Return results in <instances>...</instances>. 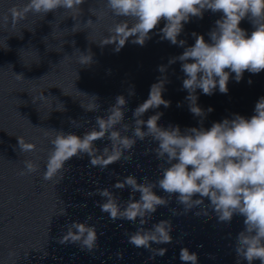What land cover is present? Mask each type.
<instances>
[{
  "label": "water",
  "instance_id": "1",
  "mask_svg": "<svg viewBox=\"0 0 264 264\" xmlns=\"http://www.w3.org/2000/svg\"><path fill=\"white\" fill-rule=\"evenodd\" d=\"M27 2L0 0V264H183L179 259L182 247L198 254V264H236L235 237L243 229L240 216H234L230 224L218 222L211 210L208 216L194 215L198 209L173 216L170 209L183 211L173 196L169 206L159 207L144 225L151 228L161 219L172 223L173 241L152 244L153 248H166L167 252L151 258L149 250L128 242L127 234L135 232L138 223L119 219L113 222L107 213L101 212L97 202L103 198L95 194L97 188H109L121 201H126L129 190L113 187L118 178L134 175L138 181L144 177L154 181L160 176L162 161L152 151L156 143L151 137L137 140L129 162L120 161L101 171L91 166L90 158L84 155L66 162L60 182L44 181L42 177L52 148L50 140L55 136L53 130L82 136L95 126L97 115H106L105 110L117 95L128 100L125 123L131 124L132 111L148 98L151 85L166 75L163 98L171 102L170 106L150 109L143 118L161 112L158 123L162 126L179 125L183 131L200 127L202 121L207 129L213 122L233 118V114L246 118L254 115L257 101L264 97V71L259 74L245 71L240 82L235 81L232 73L227 94L220 93L218 87L211 96L197 89V104L206 115L196 117L189 110L188 93L182 88L185 76L181 63L168 66L165 74L158 71V66L168 65L171 57L182 54V47L154 34L144 46L129 41L119 53L113 51L114 45L101 49L98 43L108 35L107 28L113 20L105 15L97 22L89 8L96 9L99 15L105 11V0H85L80 14L62 8L44 17L29 13L13 28L8 10ZM5 15H9L7 28L3 25ZM220 17L221 13L213 14L210 10L203 19L192 17L178 39L191 46L195 43L192 33H197L209 41L207 34ZM88 19L93 20L92 27L85 24ZM75 24L80 31L73 33ZM163 24L162 21L154 31L158 32ZM240 27L249 34L254 30L248 19L241 21ZM88 48L94 53L95 62L81 66L76 61L79 52L75 49L83 52ZM130 88L134 90L132 96L128 95ZM42 92L48 97L45 101L40 99ZM91 95L99 97L98 112H86L81 107L92 102ZM208 108L213 111L207 112ZM73 120L81 126L76 127L71 123ZM126 134L131 136V130ZM17 137L34 144L36 151L21 153ZM106 143L95 142L100 148ZM25 160L39 163V171L19 175ZM156 191L158 195H166L159 189ZM86 220L95 226L98 236V246L92 252L82 249L79 243H61L68 225ZM240 264L247 262L241 260Z\"/></svg>",
  "mask_w": 264,
  "mask_h": 264
},
{
  "label": "clouds",
  "instance_id": "2",
  "mask_svg": "<svg viewBox=\"0 0 264 264\" xmlns=\"http://www.w3.org/2000/svg\"><path fill=\"white\" fill-rule=\"evenodd\" d=\"M84 3L85 0H28L22 7H11L8 13L14 28L29 13L44 17L62 8L80 14V6ZM103 8L105 11L99 15L96 9L89 8L97 22L105 15L113 20L107 28L108 35L98 43L101 49L114 45L113 51L119 53L129 41L144 46L154 34L184 49L179 56L171 57L168 65L158 66V71L165 74L168 66L177 61L181 63L185 76L182 88L188 93L189 110L196 117L206 115L197 104V89L211 96L218 87L220 93L227 94L232 73L235 74V81L240 82L245 71L252 74L264 71V0H105ZM209 10L213 14L221 13L207 34L209 41L203 35L192 33L195 43L186 46L185 40L178 39L184 25L192 17L203 19L204 13ZM9 15L3 18L5 28L9 25ZM72 18L77 20L76 16ZM245 19L254 29L250 34L240 27ZM162 21L163 27L155 32ZM85 24L92 27L94 22L88 19ZM73 29V33L80 31L76 24ZM75 50L79 52L76 61L81 66H91L95 62L91 48L83 52ZM167 82V76L162 75L158 82L151 85L148 98L132 111L131 124L125 123L128 100L124 95H117L115 102L105 110L106 115H97L95 126L82 136L53 130L55 136L50 140L52 148L43 180L60 182L66 171V162L73 157L87 155L91 166L99 167L101 171L120 161L129 162L137 140L151 137L156 143L152 151L162 161L159 164L160 176L154 181L148 177L138 181L134 175H127L123 180L118 178L113 187L129 190L126 201H121L109 188H97L95 194L103 198L102 202H97L101 212L107 213L113 222L119 219L138 223L137 230L127 234L128 242L136 248L149 250L151 258L167 252L166 248H153L152 244L173 241L172 223L161 219L151 228L144 225L159 207H168L173 196L183 208L182 212L170 209L173 216L185 215L193 209H198L194 212L196 216H208L211 210L217 221L225 224H230L234 216H240L243 218V229L235 237L236 264H240L241 260L247 264L256 261L264 264V97L257 101L254 115L250 118L233 114L231 119L213 122L210 128H204L201 121L200 127L182 131L179 125H160L161 112L146 120L143 118L150 109L170 106L171 102L163 98ZM128 95H134L133 88L129 89ZM90 97L92 102L81 107L86 112H98L101 108L99 97ZM40 99L45 101L48 97L42 92ZM32 102L35 103L36 98ZM211 111L212 108L207 109V112ZM71 123L81 126L74 120ZM129 130L131 136L126 134ZM96 141L107 143L100 148ZM17 142L21 153L36 151V146L25 142L22 137H17ZM23 163L25 167L19 172L21 176L40 169L36 161L25 160ZM156 189L166 195H158ZM137 193L139 199H136ZM97 241L95 226L86 220L68 225L61 243H79L82 249L92 252L98 246ZM209 258L214 259V256L209 254ZM179 259L183 264H198L199 258L196 252L182 247Z\"/></svg>",
  "mask_w": 264,
  "mask_h": 264
}]
</instances>
